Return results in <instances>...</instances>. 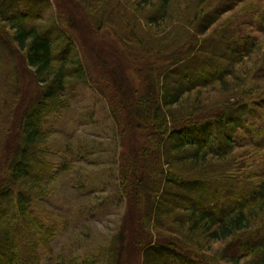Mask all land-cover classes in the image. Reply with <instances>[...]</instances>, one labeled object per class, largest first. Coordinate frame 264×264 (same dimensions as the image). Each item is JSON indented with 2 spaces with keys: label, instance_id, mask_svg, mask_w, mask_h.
<instances>
[{
  "label": "trees",
  "instance_id": "1",
  "mask_svg": "<svg viewBox=\"0 0 264 264\" xmlns=\"http://www.w3.org/2000/svg\"><path fill=\"white\" fill-rule=\"evenodd\" d=\"M234 1L213 12L210 0H198L189 13L188 6L178 7V25L160 39L150 31L171 15L174 0H160L158 5L154 0H135L128 7L118 2L117 32L124 46L142 53L145 62L141 71L145 89L129 108L131 123L137 129L127 131L122 118L115 116L123 126L121 134L131 133L136 139L130 142L134 149L130 155L127 145L119 155L122 194L130 201L133 218L128 225L123 221L117 240L100 260L81 264H168L174 260L211 264L208 257L188 253L183 242L177 245L171 237L155 240L152 234L162 229L176 235L185 228L189 234L202 232L213 242L235 240L229 249L232 253L224 255L222 261L240 264L239 260L248 256L255 260L252 264H264V239L257 244L251 239L256 235L264 238L263 173L254 172L264 162L262 144L256 141L257 136L264 137V125L255 108V104L264 108V95L246 89L253 74L244 68L253 56H262L264 47L256 37L243 33V25L253 28L257 20L258 28L264 30V0ZM51 2L0 0V21L9 23L13 30L10 36L6 28H0V69L16 45L24 52L39 85V93L14 116L7 80L0 87V155L5 152L3 127L16 118L8 159L6 163L0 160V264H38L35 257H21L19 235L26 232L34 238L28 250L35 251L55 234V228L47 227L30 208L35 201L49 197L42 185L54 180L56 167L42 154L49 134L45 127L49 117L60 112L66 88L85 85L90 77L71 56L70 45L60 46L61 34H68L62 25L55 21L46 26L36 24L47 17ZM258 3L262 7L257 8ZM22 4L28 7V15L20 12ZM145 6L153 11L146 16L147 29L137 15L147 12L142 9ZM239 7V16L251 22L245 19L243 25H232L237 20L229 14ZM99 17L93 21L101 29V19L113 14ZM152 56L165 58L160 63L152 61ZM242 70L245 76L240 74ZM0 74L5 79L2 70ZM213 88L224 96L222 100L209 104L183 100L195 90ZM257 159L262 162L255 163ZM225 191L242 202L225 204ZM176 215L180 230L174 223L171 232L166 223Z\"/></svg>",
  "mask_w": 264,
  "mask_h": 264
},
{
  "label": "rangeland",
  "instance_id": "2",
  "mask_svg": "<svg viewBox=\"0 0 264 264\" xmlns=\"http://www.w3.org/2000/svg\"><path fill=\"white\" fill-rule=\"evenodd\" d=\"M134 1L57 0L56 2L53 0L49 12L47 11V17L36 23L46 26L48 22L55 21L58 25H62V29L68 33L71 40L69 42L72 45L69 47L67 42L59 40L60 46L62 48L69 47L71 56L77 57L84 64L86 73L90 77L85 85H75L74 89L66 88L67 94L62 99L64 104L60 112L49 117L45 127L49 134L42 147V154L46 155L49 162L56 167L53 173L54 180L42 185L43 189L49 193V197L40 200V202L35 201L30 208L34 212L33 215L44 221L47 227L55 228V234L46 246L42 245L38 249L34 247L37 250L34 251L28 250L34 238H31L26 232H22L19 235V243L21 242V257L23 259L35 257L36 261L39 259L40 264H68L71 261L81 264L86 260L87 262H96L95 260H100L110 246L115 243L114 240H117L123 221L127 222V225L130 224L132 214L129 213V210L132 206L130 201H127L128 198L122 194L119 155L126 145V149L129 147L127 151L130 155L131 150L132 152L134 150L130 142L136 139L129 132V135L127 132L121 134L120 130L123 129V126L117 123L116 118L118 116L122 118V123L127 127V131L129 129L131 131V128L132 130L137 129L136 125L131 123L132 116L129 114L131 113L129 108L131 109L133 101L135 102L145 89L144 73H141L145 68V62L142 53L133 48L129 49L122 43L120 34L117 32L120 20L116 17L115 11L119 6L118 2H121L124 7H128L132 6ZM154 1L155 5L160 2V0ZM197 2L198 0H174L171 15L161 24L152 27L151 34L158 39L166 37L168 32L178 25V7L184 9L188 6L189 13V7L194 6V3ZM233 2L236 1L210 0V11L213 12L215 8L224 7V5ZM237 4L240 5V3ZM261 4L258 3L256 7H262ZM142 9H146L147 12L137 15L145 29L146 16L151 15L153 11L149 6ZM240 13L239 7L229 14L237 20L232 25H238L239 22L242 25L245 24L246 17L239 16ZM106 14H113V17L105 21L101 19L103 23L101 29L95 26L94 24L98 23L93 20ZM246 22L251 21L246 19ZM164 23L167 24L166 28L163 27ZM254 23L257 25L253 28L243 25L245 27L243 33L244 35L249 33L256 37L258 44L264 47V30L258 28L259 20ZM0 28H6V34L12 35L13 30L9 23L0 21ZM57 37L55 35V38ZM13 47L16 51L13 55L4 58L5 65L3 64V69H0L6 75L4 79L0 74V87H3L7 80L9 88H11L8 89V94L14 116L15 113L20 115L21 107L29 104L39 93V85L34 70L23 58L24 52H21L16 45ZM163 54L166 55V52ZM262 56L259 59L257 56H253L252 60L247 62V66L244 67L248 72H252L253 79L255 78V80L250 79L245 85L247 90L255 89V95H264V58L262 59ZM152 57V61L160 63H163L165 58V56ZM240 74L245 76L243 70ZM223 97L218 93V89L213 88L195 90L185 95L183 100L185 103L196 101L199 104H209L212 101L222 100ZM255 108L258 109L262 117V121L259 122L264 125V108L259 107L258 104H255ZM12 122L16 123V118L10 121L9 126L3 127L2 131L4 137L1 142L5 152L0 155V160L3 163H6L5 161L8 159L7 148L15 137L13 132L16 127ZM256 141L262 144L260 149L264 153V137L260 139L257 136ZM123 142L125 145L122 144ZM259 154L261 153L259 152ZM260 162H262L261 159L255 160V163ZM248 165H251V161L248 162ZM262 165L255 167L254 172L263 173L262 180H264V162ZM223 193L226 195L225 204L226 202L229 204L230 202H242L239 198L234 200L228 197L230 191ZM212 207L213 204L208 208H211L208 210L209 212L213 211ZM178 213H181L180 210ZM177 218L178 215L170 219L172 222L166 223L171 232H173L174 223L180 230ZM161 230L152 232L155 240H160L161 237H171L177 245L178 242H183L188 253H199L202 257L210 258L216 264H231L227 259L223 261L222 259L224 255L229 257L228 255L232 253V251L229 252V249L236 242L235 240L224 243L213 242L202 232L189 234L186 228L176 235L175 233L170 234L166 230L161 232ZM251 239L254 244H257L264 238L256 235ZM233 258L235 257L233 256ZM253 260L247 256L239 262L240 264H252ZM212 261L209 263L214 264ZM168 264H183V262L174 260Z\"/></svg>",
  "mask_w": 264,
  "mask_h": 264
},
{
  "label": "bare ground",
  "instance_id": "3",
  "mask_svg": "<svg viewBox=\"0 0 264 264\" xmlns=\"http://www.w3.org/2000/svg\"><path fill=\"white\" fill-rule=\"evenodd\" d=\"M23 5V4H22ZM20 8V12L22 13V14H24V15H28L29 14V12H28V7H26V6H21V7H19ZM30 19V18H29ZM61 38H62V40L64 41V42H67L70 46L72 45V43L71 42H69V41H71L70 40V37H68V34H65V33H63V34H61ZM69 48V47H68ZM75 58H77V57H75ZM78 59V58H77ZM79 60V59H78ZM79 62H81L80 60H79ZM81 64H82V67H83V70H85V66H84V64L81 62ZM67 93H66V91L64 92V97H65V95H66Z\"/></svg>",
  "mask_w": 264,
  "mask_h": 264
}]
</instances>
